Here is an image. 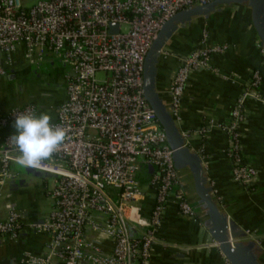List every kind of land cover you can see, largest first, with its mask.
Segmentation results:
<instances>
[{"label": "built area", "instance_id": "2783aa9c", "mask_svg": "<svg viewBox=\"0 0 264 264\" xmlns=\"http://www.w3.org/2000/svg\"><path fill=\"white\" fill-rule=\"evenodd\" d=\"M215 0H38L30 6L23 0H0V76L13 62L19 46L25 59L38 66L52 54L68 66L66 100L52 123L66 130L64 145L37 170L55 178L53 200L47 217L33 225L50 236L46 253H25L21 264H148L157 232L169 202L181 217L194 211L178 186L172 151L156 116L143 96V65L162 25L175 14ZM117 24L118 32L109 33ZM208 33H200V48L183 56L171 77L170 114L180 120L181 104L189 76L210 67L214 56L228 45L208 44ZM263 53V51L261 50ZM104 73L99 82L96 73ZM264 65L251 72L224 124L209 120L196 133L205 136L214 128L228 136L225 154L230 176L245 190L256 182V170L245 163L240 128L245 121L247 98L264 106L258 89ZM36 113L35 106L16 107L0 114V194L10 179L18 151L1 131L14 126L16 115ZM191 132H182L186 140ZM139 160L152 168L149 186L154 205L147 220L139 218L136 202L143 190L136 179ZM22 215L11 208L0 219V237L18 239ZM130 225L141 226L137 237ZM107 239L111 252L104 254L89 241ZM226 264H229L225 260Z\"/></svg>", "mask_w": 264, "mask_h": 264}, {"label": "crops", "instance_id": "0c3cea01", "mask_svg": "<svg viewBox=\"0 0 264 264\" xmlns=\"http://www.w3.org/2000/svg\"><path fill=\"white\" fill-rule=\"evenodd\" d=\"M25 2L23 0V4ZM202 30L208 33L209 45L225 43L228 50L211 59L210 67L216 70V74L205 70L190 74L176 126L180 132H191L185 145L192 154L199 156L222 218L227 225L233 222L248 234L247 239L238 242L250 263L264 264V106L253 98H247L245 121L240 128L244 161L257 173L251 191L245 190L230 176L231 163L225 154L228 145L226 133L220 128L210 130L205 136L196 133L209 120L224 124L251 72L264 65L249 4L220 6L207 17H195L183 27L179 26L155 58L154 92L157 102L168 113L172 73L183 56L200 48ZM68 72V66L52 54H48L38 66L30 64L24 57L23 46H19L6 74L0 76V114L16 107L33 105L37 115L47 113L53 123L58 108L66 100L65 76ZM258 94L264 97V79ZM14 132V126H10L1 131V136ZM2 146L0 138V148ZM139 165L136 179L143 195L136 205L139 218L147 220L155 197L149 186L152 170L142 160H139ZM54 181L51 175L38 176L30 168L11 165L10 179L0 194V219H5L11 208L21 213L23 219L16 241L0 237V264H21L25 253L35 256L46 253L50 236L36 231L33 225L41 223L52 208L50 190ZM177 181L187 201L197 204L194 178L188 166L177 170ZM208 226L204 205L195 207L193 217L185 218L179 215L175 203L169 202L148 264H226L209 234ZM142 229L141 226L130 225V235L137 237ZM97 237L90 233L88 239L104 254H109L110 242L107 239L94 242Z\"/></svg>", "mask_w": 264, "mask_h": 264}, {"label": "water", "instance_id": "95a60500", "mask_svg": "<svg viewBox=\"0 0 264 264\" xmlns=\"http://www.w3.org/2000/svg\"><path fill=\"white\" fill-rule=\"evenodd\" d=\"M242 2H247L251 9L252 23L260 39V47L263 51L264 59V0H215L204 6H193L180 11L165 22L145 56L143 65V96L154 112L158 124L166 137L167 145L172 151L176 174L178 169L188 166L194 178V189L198 198L197 204L187 202L192 207L194 214L195 207L199 205L206 207L209 234L229 264H251L242 244L238 242L240 239H247L248 234L233 222H228L227 225L225 219L222 218L216 201L211 194V188L208 186L202 162L199 156L192 154L186 147L182 132L179 131L176 123L172 119L170 110H168V113H165L157 102L152 78L154 75L153 64L155 58L160 53L164 42L177 31L179 26L183 27L184 24H187L195 17H207L220 6H228ZM108 29L110 34H115L118 32V25L111 23ZM149 168L152 170L151 167ZM32 171L38 176L48 175L37 170Z\"/></svg>", "mask_w": 264, "mask_h": 264}, {"label": "clouds", "instance_id": "9594fccd", "mask_svg": "<svg viewBox=\"0 0 264 264\" xmlns=\"http://www.w3.org/2000/svg\"><path fill=\"white\" fill-rule=\"evenodd\" d=\"M51 119L47 113L37 115L34 111L16 115L15 134L9 140L18 151L15 163L21 168L39 169L64 145L67 132Z\"/></svg>", "mask_w": 264, "mask_h": 264}, {"label": "rangeland", "instance_id": "374dc122", "mask_svg": "<svg viewBox=\"0 0 264 264\" xmlns=\"http://www.w3.org/2000/svg\"><path fill=\"white\" fill-rule=\"evenodd\" d=\"M36 1H38V0H26L25 4H26V6H30V5L34 4ZM95 78H96L97 81L101 82V81L104 80L105 74L101 73V72L96 73ZM48 180H51V179H48Z\"/></svg>", "mask_w": 264, "mask_h": 264}, {"label": "trees", "instance_id": "16d2710c", "mask_svg": "<svg viewBox=\"0 0 264 264\" xmlns=\"http://www.w3.org/2000/svg\"><path fill=\"white\" fill-rule=\"evenodd\" d=\"M147 166V165H146ZM147 167H149V166H147ZM152 173V172H151Z\"/></svg>", "mask_w": 264, "mask_h": 264}]
</instances>
